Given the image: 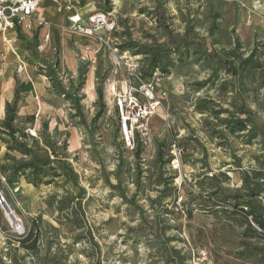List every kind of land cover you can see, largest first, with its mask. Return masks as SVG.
Listing matches in <instances>:
<instances>
[{
  "label": "rangeland",
  "instance_id": "1",
  "mask_svg": "<svg viewBox=\"0 0 264 264\" xmlns=\"http://www.w3.org/2000/svg\"><path fill=\"white\" fill-rule=\"evenodd\" d=\"M160 1L169 29L175 34H183L185 28L193 30L189 37L201 49L230 48L234 38L244 56L257 48L263 68L246 78L242 97L264 131V0ZM79 2L87 14L113 12L118 23L113 40L119 45L128 40L127 31L136 41L145 42L150 35L159 42L165 40L150 13L154 0H110V9L102 0ZM47 5H41V12L48 26L11 34L13 51L0 34V118L4 116V92L9 96L19 86L18 124L36 135L46 122L50 134L65 144L62 156L84 188L83 217L58 215L48 205L52 194L67 191L76 197L79 192L59 163L55 164L61 174L59 186L35 187L23 179L7 184L0 174V193L19 222L13 225L0 205V264H264V234H253L248 217L232 199L225 200L244 191V171L264 174V136L245 143V137L226 133L214 113H201L196 107L202 100L213 111L233 110L228 103L231 93H224L217 84L200 86L210 71L190 61H177L155 89L159 104L144 122L141 152L135 157L117 134L115 97L128 80L123 63L102 49L93 61L81 63L76 44L89 41L68 33L58 15L45 14ZM87 44L97 48L93 42ZM138 56L140 67L142 56ZM20 62L26 67L24 73L17 71ZM220 77L231 79L224 71ZM58 84L78 94L80 111L58 92ZM87 84L89 92L85 91ZM96 86L102 87L104 109L89 129L100 110ZM139 98L142 104H150ZM160 142L165 154L172 156L164 172L155 162ZM173 144L179 150L177 157ZM205 152L208 168L204 167ZM6 153L0 140V164ZM232 154L239 161L234 162ZM117 169L122 193L113 186ZM211 172H225L229 179L210 180ZM161 173L163 180L171 178L164 187L158 185ZM164 194L169 196L164 199ZM132 196L133 204L128 202ZM33 224L40 228V249L34 256L18 248V238ZM88 231L98 248L90 243Z\"/></svg>",
  "mask_w": 264,
  "mask_h": 264
},
{
  "label": "trees",
  "instance_id": "2",
  "mask_svg": "<svg viewBox=\"0 0 264 264\" xmlns=\"http://www.w3.org/2000/svg\"><path fill=\"white\" fill-rule=\"evenodd\" d=\"M105 5L110 9V0H102ZM155 7L151 10L154 17L156 27L163 32L162 37L165 39L159 42L154 36H147L145 42L136 41L131 37L130 32L128 40L121 45L117 44L121 50H132L135 55H141L140 72L144 79L151 77L153 71L158 69L162 74H170L171 69L177 61H190L196 65H200L204 69H208L210 74L207 79L199 85L203 86L207 83L211 85H218L221 91L226 94L231 93V100L228 102L229 106L233 109L223 108L218 111L210 110L208 106L203 105L204 101H198L196 104L197 109L201 113L208 111L214 115L220 125H224L226 133L235 137H245V143H250L252 140L264 136V131L255 122L252 113L245 106L244 98L242 97L244 87L246 86V78L249 77L251 72L258 71L263 68L261 56L256 47H254L247 56L241 52V44L237 38H234L230 43V48H221L217 51L212 49H201L198 44L191 41L189 35L193 30L185 28L183 34H175L169 29L165 21L166 9L163 2L154 0ZM116 32V31H115ZM114 32V34H115ZM214 32H212L213 34ZM175 56V57H174ZM220 71H224L227 75L231 76L230 80L220 77ZM50 78L55 76L53 70L49 71ZM58 92L66 99L72 102L73 107L80 111L79 96L76 92H67L58 84ZM19 86L15 87L14 95L11 101L5 103L4 116L0 118V140L6 145L7 153L5 162L0 164V174L3 176L7 184H14L20 180H25L27 183L39 187L42 185H55L59 186L57 178L60 177L55 164L59 163L64 169L69 172V177L74 185L79 188L78 195L72 196L69 192L65 191L63 195L52 194L49 196L48 205L55 210L58 215L67 213V217L79 215L83 217L82 213V193L84 188L79 186L77 176L73 167L66 162L64 154L65 144L60 143V140L54 135H51L48 130V124L42 123V129L39 134L32 135L25 128L18 124L19 118ZM97 103L100 110L92 118L89 129L95 127L98 118L104 109L103 90L101 86H96ZM240 99V104H236V100ZM79 114L81 112H78ZM78 114V115H79ZM224 114L225 116H222ZM118 138L120 137L119 124L117 126ZM221 133V132H216ZM192 139V138H190ZM121 142H124L121 139ZM60 143V144H59ZM141 140H135V148L132 154L139 157L141 152ZM164 143L157 144V152L155 162L158 168L165 171V167L172 160V156H167L164 152ZM180 146V145H178ZM186 148V147H185ZM15 153L18 156L12 154ZM166 155V158H165ZM204 167L208 168L207 154L204 153ZM233 161L239 158L232 154ZM246 170L242 175V182L244 191L236 193L232 196H227L225 200L230 202L232 199L234 205L240 213L244 216H251L253 222L264 230V174L260 170ZM117 173V183L113 185L115 188H120V180ZM212 173V172H211ZM163 173L160 174L158 185L164 187L167 179L164 178ZM208 177V176H207ZM220 177L222 181L229 179L225 172L219 174L212 173L208 178L210 180ZM109 183V180H106ZM164 189L159 193H163ZM169 194H164L162 198L168 197ZM129 203H134V196L128 200ZM244 207L247 209L245 210ZM77 228L81 227V222L76 225ZM248 229L253 234L260 235L251 224H248ZM89 241L96 248L97 243L88 231ZM40 228L37 224H33L23 237L18 238L19 246L32 256L39 253ZM16 264V261H15ZM41 264H44L43 262ZM57 264V263H56ZM100 264V261L97 262Z\"/></svg>",
  "mask_w": 264,
  "mask_h": 264
},
{
  "label": "built area",
  "instance_id": "3",
  "mask_svg": "<svg viewBox=\"0 0 264 264\" xmlns=\"http://www.w3.org/2000/svg\"><path fill=\"white\" fill-rule=\"evenodd\" d=\"M42 4H48L47 9H52L66 19L65 29L76 37L84 38L93 45L83 43L76 44L78 47L77 58L81 63L93 61L94 56L102 49L120 60L125 69L128 80L120 86L121 91L116 94L115 106L118 112V124L120 137L126 147L135 148V140L142 141L145 135V120L150 110L159 104L155 98V89L161 84L163 78L168 75L162 74L158 69L153 71L148 79H144L138 65V55H130L129 50H120L113 34L118 28L117 20L112 11H93L84 13L81 10L79 0H0V34L2 41L13 51V38L11 34L31 30L32 24L48 25L46 19L38 17L37 13L41 10ZM48 38V35H47ZM18 73L26 72L25 65L20 62L17 66ZM116 91V88H113ZM144 97L150 104L144 105L139 100ZM152 103V104H151ZM174 156L177 157L179 150L173 144ZM173 167H177L172 161ZM4 199V198H3ZM246 210L247 208L244 207ZM250 224L261 235L264 230L255 224L248 216Z\"/></svg>",
  "mask_w": 264,
  "mask_h": 264
},
{
  "label": "crops",
  "instance_id": "4",
  "mask_svg": "<svg viewBox=\"0 0 264 264\" xmlns=\"http://www.w3.org/2000/svg\"><path fill=\"white\" fill-rule=\"evenodd\" d=\"M48 6V5H47ZM42 10H39V12L37 13V16L38 17H42V18H44V19H46V17H43L44 15H43V13L41 12ZM44 12H46L45 14H48V13H50V14H54V15H58L59 17H60V19L62 20V23L64 24V26L66 25V19H65V17L64 16H62V15H60V14H57V13H55V11L54 10H52V9H46V11H44ZM45 26H48V25H37L36 23H33L32 24V29L31 30H27V31H32L33 29H36V28H42V27H45ZM23 31V30H22ZM67 32L68 33H70L68 30H67ZM71 34V33H70ZM14 35V34H13ZM74 36V35H73ZM49 37H50V35L48 34V39H49ZM76 37V36H75ZM47 39V40H48ZM71 41V40H70ZM75 43V42H74ZM77 43V42H76ZM27 71V70H26ZM11 88V87H10ZM12 90V89H11ZM15 90V89H14ZM4 95H5V101L1 104V110H2V112L4 111V108H5V103L7 102V101H11V98H13V95H14V91L12 90V92H11V95H9V96H7L6 95V92H4ZM38 98V97H37Z\"/></svg>",
  "mask_w": 264,
  "mask_h": 264
},
{
  "label": "water",
  "instance_id": "5",
  "mask_svg": "<svg viewBox=\"0 0 264 264\" xmlns=\"http://www.w3.org/2000/svg\"><path fill=\"white\" fill-rule=\"evenodd\" d=\"M0 205L4 209L5 214L7 215L11 223H13V225L15 226L19 225L17 218L15 217L14 213L11 211V209L9 208V206L3 199V196L1 195V193H0Z\"/></svg>",
  "mask_w": 264,
  "mask_h": 264
},
{
  "label": "bare ground",
  "instance_id": "6",
  "mask_svg": "<svg viewBox=\"0 0 264 264\" xmlns=\"http://www.w3.org/2000/svg\"><path fill=\"white\" fill-rule=\"evenodd\" d=\"M86 92H89L88 84H87V89L85 88ZM17 218V216H15ZM18 220V219H17ZM17 227V226H16Z\"/></svg>",
  "mask_w": 264,
  "mask_h": 264
}]
</instances>
